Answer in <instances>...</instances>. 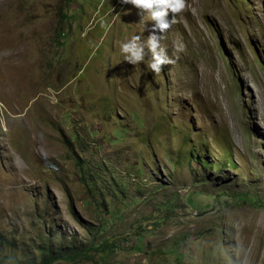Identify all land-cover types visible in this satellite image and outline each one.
I'll return each instance as SVG.
<instances>
[{"label":"rangeland","instance_id":"rangeland-1","mask_svg":"<svg viewBox=\"0 0 264 264\" xmlns=\"http://www.w3.org/2000/svg\"><path fill=\"white\" fill-rule=\"evenodd\" d=\"M184 4L154 73L130 3L0 0V264H264V0Z\"/></svg>","mask_w":264,"mask_h":264},{"label":"clouds","instance_id":"clouds-1","mask_svg":"<svg viewBox=\"0 0 264 264\" xmlns=\"http://www.w3.org/2000/svg\"><path fill=\"white\" fill-rule=\"evenodd\" d=\"M122 3H130L135 6L139 11L137 15L140 17V23H144L145 20H156L157 23L151 25L153 29L149 33L147 38L141 43V37L139 35H130L128 38L120 43L119 50L123 55L124 61H127L133 65L137 62L144 61V46L146 45L151 51V57L146 62V68L156 73L160 71V66L164 63H171L165 52V48L160 43V38L155 34V29L159 28L161 32L169 28L171 23L175 22V16L171 20L164 21L161 18L167 16V13L180 12L185 4L184 0H121ZM174 46L182 48V44L174 41ZM233 253L235 260L232 264H248L247 249L244 248L239 241L233 246Z\"/></svg>","mask_w":264,"mask_h":264},{"label":"trees","instance_id":"trees-1","mask_svg":"<svg viewBox=\"0 0 264 264\" xmlns=\"http://www.w3.org/2000/svg\"><path fill=\"white\" fill-rule=\"evenodd\" d=\"M61 251L62 250L59 247L56 249L57 253H60ZM74 254H77V252H74ZM51 256H52L51 251L46 252L43 256V260L39 264H50L54 260Z\"/></svg>","mask_w":264,"mask_h":264},{"label":"bare ground","instance_id":"bare-ground-1","mask_svg":"<svg viewBox=\"0 0 264 264\" xmlns=\"http://www.w3.org/2000/svg\"><path fill=\"white\" fill-rule=\"evenodd\" d=\"M19 54H20V53H19ZM17 62H18V61H17ZM12 63H13V62H11V63L9 62V63H7V65L10 64V66H13V65H11ZM17 64L19 65V63H17ZM5 65H6V64H5ZM7 65H6V67H7ZM18 65H16V67H17ZM14 66H15V65H14ZM18 67H19V66H18ZM7 69H8V67H7ZM13 69H15V68L13 67ZM21 69H22V68H21ZM11 71H12V68H11ZM15 71H16V70H15ZM15 71H14V72H15ZM20 71H21V70H20V68H19L18 73H19ZM24 71H25V70H24ZM12 72H13V71H12ZM22 72H23V71H22ZM14 74H16V73H11L10 75H13V76H14ZM17 76H18V75H17ZM22 76L24 77V74H23ZM8 77H9V75H8ZM15 77H16V76H15ZM12 78H14V77H12ZM16 78H19V76L16 77ZM10 79H11V78H10ZM20 79H21V78H20ZM20 79H19V80H20Z\"/></svg>","mask_w":264,"mask_h":264}]
</instances>
